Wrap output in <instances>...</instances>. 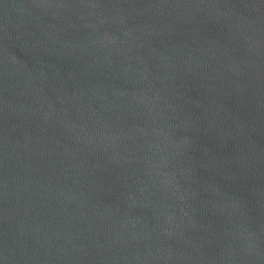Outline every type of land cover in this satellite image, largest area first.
<instances>
[{"label":"water","instance_id":"obj_1","mask_svg":"<svg viewBox=\"0 0 264 264\" xmlns=\"http://www.w3.org/2000/svg\"><path fill=\"white\" fill-rule=\"evenodd\" d=\"M0 264H264V0H0Z\"/></svg>","mask_w":264,"mask_h":264}]
</instances>
